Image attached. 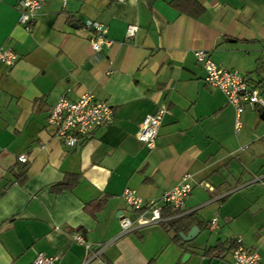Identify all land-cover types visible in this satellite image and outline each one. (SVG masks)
I'll return each mask as SVG.
<instances>
[{
	"label": "crops",
	"instance_id": "0c3cea01",
	"mask_svg": "<svg viewBox=\"0 0 264 264\" xmlns=\"http://www.w3.org/2000/svg\"><path fill=\"white\" fill-rule=\"evenodd\" d=\"M177 1L45 0L26 28L19 0H0V45L17 55L0 64V264H33L37 252L58 255L51 264H82L91 254L74 233L91 249L106 243L87 264H230L236 239L264 262V107L245 105L235 131L234 107L205 84L193 54L204 49L243 72L264 99V0H196V17ZM86 19L105 24L112 40L97 59ZM66 90L72 98L89 91L113 111L73 146L46 122ZM157 107L165 112L147 149L135 134ZM185 173L183 207L193 220L181 233L195 225L190 241L177 243L160 222L121 233L119 217L138 215L125 188L157 199Z\"/></svg>",
	"mask_w": 264,
	"mask_h": 264
},
{
	"label": "built area",
	"instance_id": "2783aa9c",
	"mask_svg": "<svg viewBox=\"0 0 264 264\" xmlns=\"http://www.w3.org/2000/svg\"><path fill=\"white\" fill-rule=\"evenodd\" d=\"M45 0H19L22 8L19 11L18 22L29 28L35 14L41 9ZM65 2V0H62ZM125 1V0H117ZM88 30V43L93 56L97 59L102 47H107L112 40L107 36V26L98 21L86 19L83 22ZM137 25L129 23L125 27V35L131 37L135 34ZM196 61L203 69V80L211 88H217L226 97L235 110L234 129L240 127L239 115L245 105L253 108L256 105L264 107L259 90L248 83L246 75L237 70L224 68L214 62L204 49L193 51ZM17 58L14 50L7 44L0 45V64L12 65ZM165 112L164 107H157L154 112L146 114L138 130L136 138L147 148L152 149L155 145V138L161 123V117ZM113 119L112 107L104 100L97 99L89 91L83 92L77 97H70L68 90L59 95L57 100L49 107L46 114L47 125L52 128L54 136L63 144L73 146L77 141L91 133L96 127L110 123ZM22 162L27 160V156L22 153L18 156ZM210 188V187H209ZM191 182L188 173L183 174L179 181L171 188L166 189L157 199H142L137 196L134 190L125 188L121 197L126 201L131 209L136 210L138 215L134 223L127 216L119 217L121 233L145 224L160 222L164 219L161 210L164 205L169 206L175 217L185 213L183 198L190 191ZM218 215L215 213L206 223L208 230H213L217 226ZM73 241L84 246L85 252L90 251V256L84 258L82 264H87L93 259L100 261L98 255L106 246V243L96 245L91 249V244L79 233H74ZM230 247V264H264L260 260L259 254L244 244L240 239H236ZM58 260V255H46L37 252L33 264H51Z\"/></svg>",
	"mask_w": 264,
	"mask_h": 264
},
{
	"label": "trees",
	"instance_id": "16d2710c",
	"mask_svg": "<svg viewBox=\"0 0 264 264\" xmlns=\"http://www.w3.org/2000/svg\"><path fill=\"white\" fill-rule=\"evenodd\" d=\"M176 6L180 10L194 17H196L203 8L196 0H178ZM173 214H175V211H173L169 206L164 205L161 210V215L164 217V219L160 221V223H163L167 229L171 230L173 232L172 239H174L177 243H180L181 237L179 234L181 232H185L189 228L193 218L188 212L175 217H170ZM233 244V242L230 243L229 248L233 246ZM217 246L218 245H215L214 247H211V249H216Z\"/></svg>",
	"mask_w": 264,
	"mask_h": 264
},
{
	"label": "water",
	"instance_id": "95a60500",
	"mask_svg": "<svg viewBox=\"0 0 264 264\" xmlns=\"http://www.w3.org/2000/svg\"><path fill=\"white\" fill-rule=\"evenodd\" d=\"M260 116L262 117V119H264V110L261 111ZM196 231H197L196 226L192 225L185 234L180 233L179 235L183 242H187V241H190L195 236ZM186 255H188V253H185L183 256H186Z\"/></svg>",
	"mask_w": 264,
	"mask_h": 264
}]
</instances>
